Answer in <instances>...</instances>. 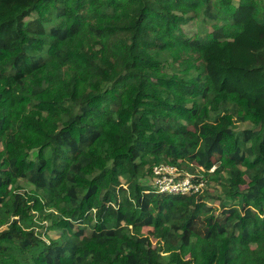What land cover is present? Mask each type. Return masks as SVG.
I'll return each instance as SVG.
<instances>
[{
  "label": "trees",
  "instance_id": "1",
  "mask_svg": "<svg viewBox=\"0 0 264 264\" xmlns=\"http://www.w3.org/2000/svg\"><path fill=\"white\" fill-rule=\"evenodd\" d=\"M0 144V264H264V0H0Z\"/></svg>",
  "mask_w": 264,
  "mask_h": 264
},
{
  "label": "built area",
  "instance_id": "2",
  "mask_svg": "<svg viewBox=\"0 0 264 264\" xmlns=\"http://www.w3.org/2000/svg\"><path fill=\"white\" fill-rule=\"evenodd\" d=\"M215 166L211 168L213 170ZM154 183L160 191L168 193H193L202 191L205 181L191 173H180L175 165L160 163L153 166Z\"/></svg>",
  "mask_w": 264,
  "mask_h": 264
},
{
  "label": "rangeland",
  "instance_id": "3",
  "mask_svg": "<svg viewBox=\"0 0 264 264\" xmlns=\"http://www.w3.org/2000/svg\"><path fill=\"white\" fill-rule=\"evenodd\" d=\"M185 29H186V32L187 33H191L192 31H194L195 27L192 26V25H187L185 27ZM240 126L241 127H248V126H250V123L249 122H241L240 123ZM0 147H1V144H0ZM177 169H178V172H180L182 174L185 173V170L184 169H181L180 167H177ZM147 183L151 184L152 183V179L149 178L148 181H147ZM20 186H21L22 190L28 192L29 194H33L34 193L33 185H31L27 181L22 180L20 182ZM207 187H209V189L211 190L213 186H210V185L207 184ZM214 203L217 204L218 202L215 201ZM50 210H52V209H50ZM44 211L47 212V209L44 210ZM44 221H45V225H47V224L49 225L52 222L50 219H46ZM149 229H151V228L150 227H145L144 228V231L147 232ZM48 233H49V235H51V237H54V238L58 236V233H56L55 231H50ZM152 242H153V245L156 244V240L154 238L152 239ZM161 253L163 255L167 256L166 253H164V252H161Z\"/></svg>",
  "mask_w": 264,
  "mask_h": 264
}]
</instances>
